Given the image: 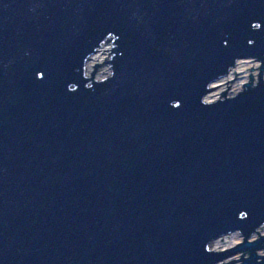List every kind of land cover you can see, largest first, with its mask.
I'll use <instances>...</instances> for the list:
<instances>
[{
	"label": "water",
	"instance_id": "obj_1",
	"mask_svg": "<svg viewBox=\"0 0 264 264\" xmlns=\"http://www.w3.org/2000/svg\"><path fill=\"white\" fill-rule=\"evenodd\" d=\"M109 35L115 75L91 81ZM239 59L259 84L204 106ZM263 70L264 0H0V264H264V236L247 241L264 224Z\"/></svg>",
	"mask_w": 264,
	"mask_h": 264
},
{
	"label": "rangeland",
	"instance_id": "obj_2",
	"mask_svg": "<svg viewBox=\"0 0 264 264\" xmlns=\"http://www.w3.org/2000/svg\"><path fill=\"white\" fill-rule=\"evenodd\" d=\"M114 37L112 35L107 36L104 41L100 44V47L91 55V59L89 62L85 64V76L89 78V76H92L91 73L94 71L95 64H99L94 73H93V80L95 81V76L97 79H103L111 70L110 63L109 62H103L111 60L112 53L111 48L114 46ZM260 65L261 62L259 60L255 59H240L238 60L234 66L231 68L230 72L227 73L224 77V79L220 82H218L216 85L211 86L213 87L214 95L209 97V100L215 99L216 96L221 94V90L226 89L227 86L230 87L232 85V88L234 91H238L244 83L249 81V83L252 82V85L256 84V74L260 72ZM252 68V70H250ZM249 75H251L252 80H250ZM233 79V80H232ZM262 79L264 80V70L262 71ZM228 81V82H227ZM227 82V83H226ZM228 96V91H226V97ZM258 232V233H257ZM232 233V232H231ZM231 233L227 235H231ZM264 236V224H262L255 232H253L248 238L247 241H254L259 239L260 237ZM231 237L230 244L234 243V239ZM244 238L240 239L239 243H242ZM216 241V240H215ZM215 241L213 243H215ZM264 242V241H263ZM238 243V244H239ZM228 245L223 250L229 249L232 246ZM259 250V249H258ZM258 250H256V255L258 256ZM245 253V256L242 254ZM237 252L231 255H228L221 261H218L217 264L221 263H228L232 260L239 259L242 255V257H248V252ZM231 264H237V260L232 262Z\"/></svg>",
	"mask_w": 264,
	"mask_h": 264
},
{
	"label": "clouds",
	"instance_id": "obj_3",
	"mask_svg": "<svg viewBox=\"0 0 264 264\" xmlns=\"http://www.w3.org/2000/svg\"><path fill=\"white\" fill-rule=\"evenodd\" d=\"M253 27L255 29H259L261 27V24L259 22H256L253 24ZM237 61V60H236ZM110 68L111 70L109 71V73L103 78V79H97L96 76H95V81L96 82H106L108 81L110 78H113L114 75H115V70H114V67L113 65L110 63ZM232 68V67H231ZM230 68V69H231ZM230 71V70H229ZM261 72V71H260ZM260 72L258 74H256V84L258 85L259 84V81H260ZM229 73V72H228ZM228 75V74H227ZM227 75H223L221 76L220 78L218 79H215L211 82H209L207 84V88L210 89L211 91H208L205 95L202 96L201 98V102L204 106H212L214 105L215 103L219 102V101H223L225 99H231V98H235L238 96V94H240L244 89H245V86L249 83V81H247L246 83L243 84V86L238 90V91H234L233 88H232V85L230 87V90H229V87L226 88V89H223L221 90V94L216 96L215 99H212V100H209V97L214 95V92H213V87L211 86H214L216 85L218 82L222 81L224 79L225 76ZM44 76V73L43 72H40L38 73V77H43ZM92 76H89V78H91ZM94 87L93 83H88L87 84V88L89 89H92ZM70 89L75 91L78 89V85L76 83H72L70 85ZM225 91H228V96L225 97L223 95V93H225ZM171 106L172 107H181L182 106V101L180 100H174V101H171L170 102ZM243 213L244 215L243 216H247L248 213L245 211V212H241ZM231 235L233 236V239H234V243H232V247H236V245L239 243L240 239L243 238V234L242 232L237 229L235 231H233L231 233ZM223 235H221L219 238H216V239H220ZM216 239H213L211 240L208 244H207V248L210 252H214V253H220V252H223V249H220V248H217L215 245H214V240ZM243 253V252H241ZM243 256H245V253H243ZM258 256L261 258V259H264V248H261L258 250ZM237 264H243L242 260L239 259L237 260Z\"/></svg>",
	"mask_w": 264,
	"mask_h": 264
},
{
	"label": "bare ground",
	"instance_id": "obj_4",
	"mask_svg": "<svg viewBox=\"0 0 264 264\" xmlns=\"http://www.w3.org/2000/svg\"><path fill=\"white\" fill-rule=\"evenodd\" d=\"M102 43V42H101ZM99 47H100V45H99ZM98 47V48H99ZM97 48V49H98ZM96 49V50H97ZM92 55V54H91ZM91 55L87 58V60H86V63L87 62H89V60L92 58L91 57ZM240 60V59H239ZM238 61V60H237ZM234 66V65H233ZM231 70V69H230ZM228 72H230V71H228ZM221 77V76H220ZM220 77H218V78H220ZM217 78V79H218ZM225 97H226V93H225ZM231 237H233L232 235H224V236H222L220 239H216V241H215V243H214V245L217 247V248H220V249H223V248H225L226 246H228V245H231L230 244V242H231ZM233 239V238H232ZM243 258V257H242Z\"/></svg>",
	"mask_w": 264,
	"mask_h": 264
},
{
	"label": "flooded vegetation",
	"instance_id": "obj_5",
	"mask_svg": "<svg viewBox=\"0 0 264 264\" xmlns=\"http://www.w3.org/2000/svg\"><path fill=\"white\" fill-rule=\"evenodd\" d=\"M263 245H264V242H262L260 246H263ZM261 248H263V247H261ZM261 248H259V249H261ZM248 254H249V252H248ZM259 259H260V257L257 258V260H259Z\"/></svg>",
	"mask_w": 264,
	"mask_h": 264
}]
</instances>
